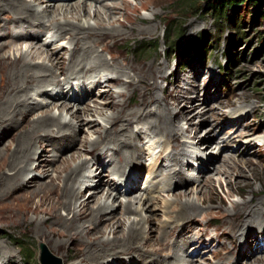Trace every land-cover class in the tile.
<instances>
[{"label": "rangeland", "instance_id": "obj_1", "mask_svg": "<svg viewBox=\"0 0 264 264\" xmlns=\"http://www.w3.org/2000/svg\"><path fill=\"white\" fill-rule=\"evenodd\" d=\"M128 1L131 6L130 14L136 17L137 21L133 25V32L115 43L116 53L121 52L128 59L138 63H152L156 60L163 66L165 76L159 80L157 91L159 90L162 100H170V106L175 113L173 116L175 122L183 129H187V132L180 134L181 149L173 150L170 159L168 158V154L172 151L170 146L160 140V137H155L142 124L133 122L132 127L139 139L138 144L144 147L146 153L138 162L129 164L126 167V173L133 175L138 170L140 178L135 189L132 192H126L129 184L122 182L123 176H118L119 183L117 182L114 186L116 188L122 183L119 186L122 192L115 199L111 197L109 201L119 206L120 202L126 203L129 198H134L138 194L144 193V196H149L150 198L146 200L149 204L142 212L130 214L133 218L143 217L147 220L143 227L145 235L151 228L159 229L170 219L169 214H172V211L166 214L163 210L168 205L171 208L170 205L176 201V194L179 192H186V199L196 203L199 211L187 226L178 225L170 230L168 237L170 239L162 246L165 248L161 256L164 262L157 264L177 263L172 253L174 252L172 244L176 241L180 243V236L191 241L178 250L181 258L192 257L189 264H217L219 261L229 260L230 256L232 259L227 264H264V226L251 224L247 227L246 233H234L235 221L231 217L235 212L236 203L243 204L246 201L252 206L264 199V20L257 15L258 6L245 7L234 18L236 13L232 9H228L225 14H220L208 4L207 0ZM42 4L46 5L44 2ZM143 4H147L146 8L142 6ZM2 22L5 24L8 20L4 17ZM91 22L94 24L95 20L92 19ZM140 28L155 30L142 33ZM53 32L50 30L43 34L38 42L50 50L58 44H64L65 48L59 55L68 60L70 53L66 49L67 45H70V40L64 38L54 44L51 37ZM14 35L11 29L9 37L13 38ZM195 41L204 45H200L203 49L199 52L193 49L192 44ZM144 44L148 47L141 52L140 47ZM103 55L111 61V55L108 52H103ZM109 76L113 77L114 74H108ZM60 79L64 84L59 91L63 90V93L68 96L71 86L65 84L66 77L63 73L60 74ZM97 80H101V77L99 76ZM105 80L106 77L102 79V82ZM71 81L75 83L73 87L76 88L79 80L71 78ZM112 83L111 81L110 88H120L113 86ZM105 89L109 87L104 85L93 88L92 95L95 98L88 100L81 97L80 104L84 106V102H88L90 108L94 110L103 106L104 101L111 102V94L104 93L103 98L100 94ZM33 92H31L32 95ZM130 96L131 93H128L125 97L126 105L135 107L138 97ZM36 97L46 99L44 95H36ZM71 102L75 105L70 112L65 113L63 118L74 120L75 123L79 122L77 124L79 127H76L71 137L76 139L75 142L68 147L60 148L59 151L47 152L40 148L36 149L38 155L48 154L44 158H47V162L49 161L51 165L39 166L28 175L32 177L35 174L40 180H49L47 176L53 172L52 169L62 167L64 164L61 159L56 161L50 159H56L55 155L63 152V157L67 155V159L70 160L71 154L79 149L81 154L77 160L88 158L91 163L85 172L94 176L87 178L86 183L79 184L81 190L88 197L98 185L103 183L101 193L106 195V183L109 184L110 176H113L112 173H117L116 171H122L109 172L108 165L116 159V147H110L111 149L107 150L105 155L101 154L102 150L109 148L105 147V144L95 149L89 145L85 150L80 147L84 140H95L99 137L98 132L89 128L90 121L97 122L98 127L107 125L112 109L106 108L104 114L94 112V116L84 115L76 120L72 112L76 111V106L80 104ZM60 110L61 107H55L53 112L58 115ZM20 123L23 122L20 121ZM108 127H111L110 124ZM19 129L17 127L14 132L4 136V139L8 142L10 135L17 133ZM245 133H248L251 138L243 139ZM208 135L212 138L208 139ZM228 138L232 139L229 145L225 143ZM162 151H164L163 154ZM160 153L162 156L157 159ZM175 153H178L180 158L186 156L188 162L186 163L185 160V163L175 165L176 163L172 162ZM231 156L250 158L253 161V164L244 165L243 169L247 178L243 179L240 186L235 184V181L241 178L237 172L233 171L230 177L224 173L229 169L227 160L232 162L231 159L229 160ZM94 159H99L106 165L105 168L99 164L100 162L95 163ZM168 169L180 172L182 178H178L179 182H161L163 175L156 176V173L165 175ZM150 170H153L152 174ZM52 175L55 176L56 173L53 172ZM248 182L250 185L246 186ZM25 188L12 190L8 196L0 195V209H2L0 215L4 216L0 220V245H6L11 252V256L7 257L8 253L0 247V264H41L42 245L55 257L60 258L61 264L78 262L79 258L71 241L59 247L55 246V242L59 239L52 234L51 228L57 229L56 225L47 224L41 228L42 232L37 230L35 222L42 214H36L34 209L35 201H38L39 197L31 200L30 198L38 188L36 189L34 184ZM149 188L151 190H148ZM211 188L215 192L211 193ZM204 197L206 201H203ZM142 203L143 201L140 204L136 201L135 205L139 206ZM121 208L119 206L117 209L116 216H120ZM62 213L65 212L62 211ZM124 216L123 214V218ZM262 217L264 219V215ZM112 234L109 233L110 238L113 237ZM200 235H202V243L197 240ZM246 236L252 237L250 246L245 244ZM241 251H244L245 255H241ZM156 256L154 254L153 259L158 260L159 255ZM131 258L116 262L118 264H149L148 259L139 253ZM110 259L113 261L112 258Z\"/></svg>", "mask_w": 264, "mask_h": 264}, {"label": "bare ground", "instance_id": "obj_2", "mask_svg": "<svg viewBox=\"0 0 264 264\" xmlns=\"http://www.w3.org/2000/svg\"><path fill=\"white\" fill-rule=\"evenodd\" d=\"M43 2L46 3L45 6ZM146 5L142 6L146 8ZM130 10L128 0H0V145L2 144L0 195L8 196L12 190L26 189L25 187L29 188L34 184L38 190L35 189L36 192L30 200L39 197L38 201H35L34 212L38 215L42 214L36 219V228L42 232L41 228L44 225H56L57 229L51 228L52 234L59 239L55 242V246L59 247L71 241L79 258L74 264H118L116 261L132 259L131 256L138 253L145 256L149 264L163 263L161 256L165 248L162 246L170 239L168 238L170 230L178 225L187 226L199 211L196 203L186 199V192H179L176 194V201L170 205L171 208L168 205L163 210L166 214L172 211V214H169L170 219L159 229L151 228L145 235L143 227L147 220L143 217L133 218L130 214L142 212L149 204L146 201L149 196L141 193L129 198L126 203L120 202L119 206L122 207L120 216L115 215L119 206L109 201L111 197L115 199L122 192V189L119 190L122 183L116 188L114 186L117 185L118 176H123L122 182L129 184L126 192H132L140 178L138 170L133 175L126 173V167L138 162L146 153L144 147L138 144L139 139L133 131V122L142 124L155 137H160V140L167 143L172 149L168 154L170 159L171 153L181 149L180 134L187 132V129H183L175 122L173 118L175 113L170 106V100H162L159 90L157 91L159 80L165 76L163 66L156 60L152 63H138L128 59L121 52L116 53L115 43L119 39L126 38L128 33H132L133 25L137 21L136 17L130 14ZM4 17L8 20L5 24L4 21L1 23ZM92 19L95 20L94 24L91 22ZM11 29L15 33L13 38L9 37ZM126 29L130 31L126 32ZM50 30L54 31L51 36L54 44L64 38L70 40V45H67L66 49L70 53L68 60L59 55L65 48L64 44H58L50 50L38 42L41 36ZM139 30L142 33H149L155 29L140 28ZM24 45L26 47H23ZM103 52L111 55V61L104 57ZM61 73L66 77L65 84L71 86L68 96L63 90L59 91L64 84L60 79ZM108 74L114 76L109 78ZM99 76L101 80H97ZM105 77L106 80L102 82ZM71 78L79 80L76 88L73 87L75 83ZM111 81L113 86L120 88H110ZM104 85L109 89L99 93L102 98L105 96L104 93L111 94V102L104 101L103 106L94 110L90 108V103L84 102L85 100L84 106L80 104L81 97L88 100L95 98L92 89ZM32 91H34L33 95ZM128 93H131V98L138 97L135 107H127L125 97ZM36 95H44L46 99H38ZM71 101L80 104H76L77 110L72 112L76 120L84 115L94 116V112L104 114L106 108L112 109V113L107 115V122L111 127H108V124L98 127L97 122L90 121L89 128L98 132L99 137L95 140H84L80 147L85 150L89 145L95 149L105 144V147L109 148L102 150V155H105L110 147H116V159L108 165L109 172L122 171L112 173L109 184L106 183V195L101 193L103 183L98 185L88 197L81 190L79 184L86 183L87 178L94 176L85 172L91 163L88 158L77 160L81 154L79 149L71 154V161L65 154L66 157H63V152L55 155L56 159H50L51 161L61 159L64 164L62 167L52 169L56 175H52L53 172L49 173L47 176L49 180H40L35 174L32 177L28 175L39 166L51 165L49 161L47 162V158H44L48 154L38 155L36 149L40 148L47 152L59 151L60 148L68 147L75 142L76 139L71 137L76 127H79L77 125L79 122L75 123L74 120L63 118L75 105ZM55 107H61L60 114L53 112ZM17 127L20 129L10 135V140L7 142L4 136L14 132ZM207 138L212 137L208 135ZM248 138L251 136L245 133L243 139ZM226 141L225 143L229 145L232 139L228 138ZM164 151L161 153L163 154ZM161 153L157 159L161 158ZM185 157L180 158L178 153H175L172 162L180 165L185 163ZM230 159L232 162L225 161L229 169L224 173L230 177L233 171L237 172L241 178L237 179L235 184L240 186L243 179L247 178L244 165L253 164V161L250 158H234V156ZM94 161L100 162L99 159ZM99 164L103 168L106 166L101 162ZM150 172L152 174L153 170ZM157 175H163L161 182L178 181L182 178L180 172L175 169L166 170L165 175L156 173ZM249 185L248 182L246 186ZM210 192L213 193L215 190L211 188ZM136 201L139 204L143 201V206L135 205ZM203 201H206L205 197ZM234 208L235 212L231 216L235 221L232 222L234 233H246L247 227L251 224L264 226L262 217L264 199L252 206L246 201L243 204L236 203ZM123 214L127 215V218L125 216L123 218ZM3 218L4 216L0 215V220ZM109 233H113L112 238L109 237ZM180 237L182 245L177 241L172 244L174 245L172 253L177 263L170 264H189L188 262L192 261V257L181 258L178 250L191 241L186 237ZM197 240L202 243V235ZM244 240L246 246H250L252 237L246 236ZM0 247L8 253L7 257L11 256L6 245ZM154 254L159 255L158 260L153 259ZM240 254L245 255L244 251ZM231 259L230 256L229 260L219 261L217 264H227Z\"/></svg>", "mask_w": 264, "mask_h": 264}, {"label": "trees", "instance_id": "obj_3", "mask_svg": "<svg viewBox=\"0 0 264 264\" xmlns=\"http://www.w3.org/2000/svg\"><path fill=\"white\" fill-rule=\"evenodd\" d=\"M208 4L211 5V7L217 11L220 14H225L228 9H232L234 13V18H236V15L241 9H244L245 7H254L258 6L259 13L258 16H261L262 20H264V0H207ZM200 45H203L201 42H194L192 44L193 49L197 52L201 51L203 47H200ZM204 46V45H203ZM148 47V45H143L140 47V51L144 52V50Z\"/></svg>", "mask_w": 264, "mask_h": 264}, {"label": "water", "instance_id": "obj_4", "mask_svg": "<svg viewBox=\"0 0 264 264\" xmlns=\"http://www.w3.org/2000/svg\"><path fill=\"white\" fill-rule=\"evenodd\" d=\"M41 264H61V259L55 257L49 252L44 245H42V252L40 257Z\"/></svg>", "mask_w": 264, "mask_h": 264}]
</instances>
